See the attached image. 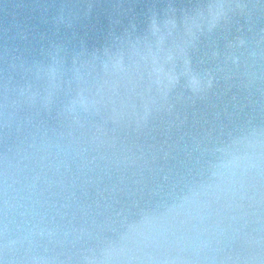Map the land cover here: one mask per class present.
Here are the masks:
<instances>
[{"label": "clouds", "instance_id": "1", "mask_svg": "<svg viewBox=\"0 0 264 264\" xmlns=\"http://www.w3.org/2000/svg\"><path fill=\"white\" fill-rule=\"evenodd\" d=\"M78 8L63 3L57 24L72 27ZM255 9L246 0L221 3L211 13L209 31L232 16L250 17ZM194 28L201 26L187 27L178 48L184 60L180 73L168 66L177 57L161 54L163 37L158 53L145 57L137 71L109 57L102 82L91 75L98 58L88 59L86 52L74 56L71 70L56 46L43 60L13 61V75L0 85V264H65L62 250L69 243L81 245L82 264H264V127L209 140L183 171L165 175L163 182L156 175L131 180L115 201L120 207L110 206L102 221L82 209L81 227L57 222L66 217L60 209L70 207L59 203L67 199L64 170L89 145L105 143L97 117L105 123H146L168 103L181 77L197 96L212 90L213 80L193 72L187 60L198 40ZM152 29L160 32L155 21ZM245 45L239 40L238 47ZM53 112L67 132L49 135L42 117Z\"/></svg>", "mask_w": 264, "mask_h": 264}, {"label": "water", "instance_id": "2", "mask_svg": "<svg viewBox=\"0 0 264 264\" xmlns=\"http://www.w3.org/2000/svg\"><path fill=\"white\" fill-rule=\"evenodd\" d=\"M227 2L230 0H0V85L13 75L14 60L16 64L21 59L43 60L54 46L63 49L61 55L69 70L77 53L86 52L88 59L95 55L98 59L91 75L102 82L107 78L103 65L109 57L122 59L125 67L137 71L143 68L145 57L158 53L160 37L164 38L161 54L175 55L168 66L180 73L184 60L179 58L178 48L186 39L187 27L201 26L194 28L198 40L187 50V60L193 72L213 80L212 90L197 96L181 77L168 103L146 123H105L97 117L95 124L105 143L98 148L89 145V151L64 170L67 199L59 203L70 207L60 209L66 217L63 221L57 217L58 223L71 221L81 227L86 218L82 209H90L102 221L110 206L120 207L115 201L122 199L121 189L131 180L156 175L163 182L165 175L183 171L189 158L198 157L197 149L209 140H227L228 133L239 134L249 126L264 127V0H246L256 5L250 17L232 16L228 23L209 31L211 13ZM63 3L79 5L80 18L73 19L72 27L57 24ZM153 21L160 29L158 34L153 33ZM241 39L246 42L243 48L238 47ZM71 74L69 71V77ZM19 80L17 75L13 85ZM144 94L149 95L146 87ZM135 102L141 103L139 98ZM42 119L50 136L67 132L55 112ZM91 135L85 132L86 139ZM92 216L87 217L89 223ZM80 248L69 243L61 260L82 264Z\"/></svg>", "mask_w": 264, "mask_h": 264}]
</instances>
